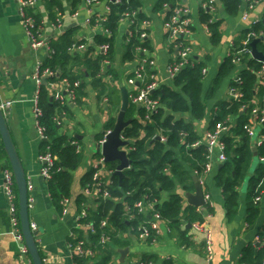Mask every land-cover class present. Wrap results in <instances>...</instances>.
Instances as JSON below:
<instances>
[{
    "label": "crops",
    "instance_id": "1",
    "mask_svg": "<svg viewBox=\"0 0 264 264\" xmlns=\"http://www.w3.org/2000/svg\"><path fill=\"white\" fill-rule=\"evenodd\" d=\"M36 1V7L29 13L39 18L36 17L43 26V37L48 40L50 48L34 49L26 34L18 3L15 0H0V101L1 103L12 102L4 115L15 148L27 174L28 183L33 186V189L29 190V199L32 204L29 207V216L31 224L37 225L35 239L44 264H78L76 260L78 258L71 257L67 246L68 241L71 239V232L74 231L79 236L88 237L89 240L92 234L82 229H74V214L63 217V213L60 212L51 197L49 183L40 174L39 155L44 151V146L33 112V100L38 91V85L34 79V70L38 62L45 65L50 59L51 54L55 51L53 43L61 41L65 34H71L75 41L83 43L85 47L77 51L81 59L79 61L80 65H72L73 67L69 68L74 73L82 75L84 70L82 61L85 57L96 59L102 56L100 45L95 43L96 36L102 31L95 28L93 23H88V19L98 18L99 16L107 18L111 13L108 12L111 1L98 0L88 4V0H80L76 6L73 5V0H57V4H52L51 0ZM139 1L141 2L140 11L149 21L148 40L150 49L145 52L142 51L132 61L124 64L120 63L121 56L133 35L132 23L127 19L122 20L115 42L117 62L114 66L119 70L121 80L103 75L101 78L107 86V92L101 93V88L94 86L93 78L88 72L84 73L82 81L85 88H83V94L78 101L77 92L74 99L68 96L65 83V79H68V77H58L50 81L48 78L42 84V87L43 85L46 87L49 102L50 98L56 93L65 96L62 105L67 104L68 109L60 115V132L70 137H77L80 141L79 145L75 141L83 155L80 166L74 172L71 194L72 199L75 201L83 194V190L87 185L84 183V178L90 174L93 175L94 164L103 155L97 152L98 147H100L98 140L101 138L107 122L111 118L117 119L118 117L123 100L122 88L126 86L129 92H136L134 87L127 86L126 81L128 76L133 74L142 63L143 58L156 59L155 73L160 86H173L172 81L168 79L167 72L169 66L177 58V51L172 46L166 29V21L170 16L169 11L172 5H168L169 9L164 7V11H156L155 6L158 0ZM242 1L243 5L240 13L237 16L226 17L222 2L221 5H218L216 0H183L193 15L192 35L189 42L192 46V57L207 63V72L203 80V97L207 106L206 115L201 121L194 120L191 114L186 115L195 124L203 142L205 141V133L210 129L214 119L218 103L232 99L230 85L239 75V69L237 68L224 81L218 93L212 98L208 97L209 89L219 68L231 53L232 46L239 41L242 31L250 27L254 21L264 18V0H262L249 11L248 20H243L242 16L244 11L247 10L248 0ZM204 3L214 5L215 9L211 12L214 14L215 20L224 18L221 27L223 38L217 45L211 42L208 25L201 18L203 14L202 4ZM42 87H40V104ZM227 124L226 135L231 132L237 123L236 120L232 121L230 119ZM254 126L255 135L251 137L253 147L256 140L264 139L263 125L257 123ZM259 158V155L257 158L254 157L249 178L254 175ZM211 163L212 172L209 175L203 173L198 179L203 181L204 194L210 195L209 202L204 207H199V211L205 217L206 224L204 225H207L212 232L213 258H207L202 233L189 228V245H182L177 236L171 235L168 223L163 221L160 223L161 235L155 243L143 241L133 233H121V238L128 242V245L124 248L129 250L124 262H122L120 250L124 248L119 249V253L113 256L110 264H136L148 257H152L150 264H163L167 259L172 260L174 264H241L244 248L251 243L260 242L264 227V198L258 203L261 207L259 217L254 224L248 225L246 218L249 190L248 181L245 182L240 188L241 197L238 215L234 220L229 221L226 216L223 190L215 181V176L222 163L219 162L216 154L211 157ZM5 168H11V166L0 133V264H29L21 256L14 237L9 233L8 200L3 189ZM106 168L116 169L111 168L108 163ZM187 168L189 167L187 166ZM180 192L184 197V204L188 205L186 197L189 193H195V190L183 191L180 189ZM164 198H168V194H165ZM100 199V197L90 199L91 214L96 212ZM17 202L19 206V199H17ZM77 203L79 202L77 201ZM77 209L72 208L71 213H75ZM95 259H97V254L92 260H89L88 264H92Z\"/></svg>",
    "mask_w": 264,
    "mask_h": 264
},
{
    "label": "trees",
    "instance_id": "2",
    "mask_svg": "<svg viewBox=\"0 0 264 264\" xmlns=\"http://www.w3.org/2000/svg\"><path fill=\"white\" fill-rule=\"evenodd\" d=\"M79 1L73 0V5L76 6ZM176 1L158 0L155 9L164 11L166 3L169 6L172 5L171 8H173ZM181 1L183 2V0ZM51 2L57 4V0H51ZM221 2L224 5L226 17L237 16L243 5L242 0H221ZM110 5L112 11L102 25L110 29L111 33L110 35L99 33L95 38L97 45L109 44L108 53L96 59L85 57L82 61L84 66L82 75L74 73L69 67L80 65L81 59L79 53L71 52L70 48L83 43L75 41L71 34H65L61 41L53 43L55 51L45 64V67L56 72L54 76L49 77V81L58 77H68L69 81L74 83L78 80L82 81L84 73L88 72L93 78L94 86L101 88V93H105L107 86L101 78L103 75L121 80L119 70L114 67L117 62L115 42L120 22L126 11L136 10L137 15L134 18V24H132L133 35L121 56L120 63L124 64L134 60L141 53L137 50L138 48L150 49L149 40L140 38V34L144 31L140 24L148 20L140 11L141 2L139 0H121L119 3ZM171 12L172 10L169 11L170 15ZM202 12L201 18L208 25L211 42L217 45L223 38L221 27L224 18L215 20L214 14L208 8H203ZM37 18L38 23L39 18ZM95 19L93 20L94 25L96 24ZM257 37L263 38L257 43V49L264 54V18L242 31L239 41L235 42L232 53L221 64L208 94V97H214L230 74L235 69H239L240 82L236 83L233 80L230 86L239 88L243 95L238 100L231 99L218 103L210 129L214 128L217 123H227L228 119L236 120L237 125L232 128L231 132L228 135L226 133L223 135V141L227 145L228 160L219 168L215 181L223 190L226 216L229 221L234 220L238 215L240 188L248 181L246 218L248 225L254 224L259 217L261 207L254 201V198L261 190L264 191V163L259 161L254 175L249 178L255 155L251 137L244 128L253 108V100L259 99L264 108V80L258 75L264 62L245 53L248 50L252 51L251 43ZM241 50L245 54L242 55L243 65L239 67L233 62V59ZM104 60L109 63L104 69L105 73H103ZM191 61L192 63L183 68L172 80V87L162 85L151 93L152 98L159 101V106L149 116L143 107L134 103L132 97L136 95V92H129L130 104L125 119L131 121L129 126L124 129L122 136L129 142L128 146L131 148L128 153L130 168L124 171L125 176L122 182L117 175H112V182L109 185L112 199H100L96 212L92 214L89 212L86 219L93 222L96 227V233L91 235L93 240L90 237V241L98 243L102 235L110 237L109 242L98 245L97 259L93 260L92 264H110L113 256L119 253L118 250L128 245V242L124 241L120 234L129 232L138 236L141 232L139 228L151 218V212L142 214L135 207H132L131 213H127L125 203L132 206L141 200L145 202L156 200L155 210L168 221L171 235L177 236L182 245L188 246L190 242L188 224L194 222L206 224L203 213L193 205H185L184 197L180 192V189L183 191L195 190L194 176L200 177L203 174L208 160L207 146L203 143L202 136L193 121L186 116L191 114L194 120L201 121L206 115L207 106L203 97L205 77L203 70L207 68V63L194 58ZM131 76L133 75L131 74L128 78ZM83 88H85V84L82 81L76 89L77 101L83 94ZM42 90L40 106L43 116L41 123L47 136L42 145L44 150L50 146L51 152L55 155V168L53 178L49 182V191L62 213V200L72 198L74 172L80 166L83 155L78 151L79 139L60 132L59 118L68 109L67 104L62 105L56 101L49 102L45 85ZM116 120V118H111L105 129H113ZM162 136L167 137L165 142L161 140ZM75 141L77 144L74 143ZM198 141H202L201 144L194 146ZM257 153L260 158L264 157V140L258 147ZM109 164L113 169L117 166L115 162ZM91 175L84 178V183L88 184L92 181ZM165 194H168L166 199L164 198ZM76 200L79 203L75 200L74 202L80 206L82 202L86 201V197L82 194ZM105 219L108 220L107 227H100L101 221ZM76 260L78 264H88L89 262V259L86 258ZM151 260L152 257H148L142 261L143 264H150ZM163 264L174 263L167 259ZM241 264H264V227L260 242L251 243L244 248Z\"/></svg>",
    "mask_w": 264,
    "mask_h": 264
},
{
    "label": "built area",
    "instance_id": "3",
    "mask_svg": "<svg viewBox=\"0 0 264 264\" xmlns=\"http://www.w3.org/2000/svg\"><path fill=\"white\" fill-rule=\"evenodd\" d=\"M19 5V13L24 20V25L26 29V34L29 38L30 44L34 49L42 48V47H49V42L46 38L43 37V26L38 22L33 14L29 13V11H33L36 7L37 1L36 0H15ZM98 0H88V4H92L93 2H97ZM121 0H116L115 2L111 3H119ZM262 0H248L247 1V10L243 13V20H248L249 18V11H251L259 2ZM110 6V5H109ZM165 8H170L166 3ZM203 8H208L209 10L215 9L214 5L204 3ZM172 12L169 16L168 20L166 21V29L167 35L171 41L172 46L177 51V58L176 60L169 66L168 68V79L171 81L176 77L183 68L190 65L192 63V46L189 43L191 41L192 35V27H193V15L191 10L188 6L183 3L181 0H177L175 6L171 8ZM108 12H111V6L108 7ZM137 15V11H126L123 14V18L129 20L132 24H134V18ZM106 17L99 16L95 19L96 24L94 25L95 28H98L104 33L105 35H110L111 31L107 27H104L102 23L106 20ZM93 18L88 19V23H93ZM260 20V19H259ZM257 20V21H259ZM257 21H254L256 23ZM60 23V20L58 21ZM253 23V24H254ZM141 28L144 31L140 34L141 39H148L149 32L148 26L149 21L145 20L140 24ZM259 38V37H257ZM235 45V44H234ZM234 45L232 49H234ZM85 46L82 45H73L70 48L71 52L78 51L83 49ZM102 50V55H106L109 51V44L100 45ZM139 52H145L147 49L138 48ZM239 51L233 62L241 67L243 65L242 55L248 53L251 57H253L252 51L248 50ZM232 53V50H231ZM230 53V54H231ZM229 54V55H230ZM228 55V56H229ZM108 61L104 60L103 62V71L105 67L108 65ZM156 67V59L154 58H143L142 63L139 67L134 71L130 78L127 79L126 84L129 87H134L136 91V95L132 97L134 103L139 104L140 107H143L146 112L147 116H149L154 110H156L159 106V101L157 99L152 98L151 93L160 87V83L155 73ZM207 72V68L203 70V74L205 75ZM55 75V71L52 69L45 67L42 62H38L35 70H34V79L38 85L37 94L34 97V117L36 120L37 129L39 135L43 140L47 138L46 131L41 123V118L43 116V110L40 106V87L51 76ZM258 75L261 79L264 80V64L261 69L258 71ZM236 83L240 82L239 75L234 80ZM65 83L67 86L68 96L74 99L76 97V89L81 85V81L78 80L74 83H71L68 79H65ZM139 83V85L137 84ZM230 93L233 100H238L242 97V92L239 88L231 86ZM54 101L58 103H64L65 96L61 93H56L54 96ZM12 105V102L1 103L0 109L5 113L8 108ZM248 111V110H246ZM245 111V112H246ZM230 119H228L229 121ZM262 124L264 126V108L261 105L259 99L253 100V108L251 109L248 117V122L245 124L244 128L247 131L250 137L255 135V124ZM264 128V127H263ZM228 129L227 123H217L214 128L209 129L205 133V141L203 143L206 144L208 154H207V163L205 165V170L203 173L210 174L212 172V163L211 157L216 154L217 159L220 163H224L228 160L226 155V148L227 145L223 141V135L225 131ZM113 131V129H105L101 138L98 140V144L100 147L106 143L109 134ZM122 139L125 138L122 136ZM162 141H166L167 137H161ZM263 138H260L254 142V146L257 148L260 147L263 143ZM202 141H198L194 144L200 145ZM75 143V142H74ZM121 150H124L127 154L131 150V148L127 145L125 147H121ZM78 151L80 152L81 149L78 146ZM259 161L264 163V157L259 158ZM39 162L41 164L40 174L41 176L49 183L53 178V171L55 168V155L51 152L50 146L47 147L46 150L40 153L39 155ZM107 162L105 161V157H102L94 164V173L92 175V181L88 183L84 190L83 195L86 197V201L82 202L80 206L77 205L73 201L72 198H64L62 200L63 204V217H67L70 214H74L73 222H74V229H82L89 234L96 233V227L93 222L87 221V217L89 215L91 205L89 203L90 199L94 197H100L103 200L112 199L109 185L112 182V175L115 170L107 169L106 168ZM4 184L3 189L4 193L7 196L8 200V208L7 212L9 215L10 221V230L9 233L14 237L21 256L26 259L29 264H33L29 249L25 243L24 236L22 233L21 228V220H20V213H19V206H18V193L16 188L15 179L13 176V172L11 168L4 169ZM201 186L203 185V181H199ZM28 189H33L31 184H28ZM264 198V191L261 190L259 194L254 198L256 203H259ZM210 195L205 194L206 204L209 202ZM155 202L149 201L145 202L144 200L136 202L134 205H130L125 203L127 213H131L132 207L137 208L139 213H152L151 218L146 221L139 229L141 232L138 235V238L143 241H149L155 243L158 237L161 235V228L160 223L165 221L168 223L167 220L163 219L159 212H157L154 208ZM72 208H78L75 213H71ZM199 209V208H198ZM108 220H102L100 227H107ZM191 224V223H190ZM185 225V224H184ZM32 231L37 230L36 224H31ZM191 228L195 231L202 233L204 235V248L208 259H212L214 256V246H213V237L210 228L207 225L199 224L194 222L191 224ZM152 230V231H151ZM170 231V229H169ZM86 234V233H85ZM110 241V237L106 235H102L100 241L98 243H93L88 239V237L79 236L74 231L71 232V239L68 241L67 246L70 251V255L73 258H86V259H93L97 254V247L100 243H106ZM136 264H143V261Z\"/></svg>",
    "mask_w": 264,
    "mask_h": 264
},
{
    "label": "water",
    "instance_id": "4",
    "mask_svg": "<svg viewBox=\"0 0 264 264\" xmlns=\"http://www.w3.org/2000/svg\"><path fill=\"white\" fill-rule=\"evenodd\" d=\"M111 2H115L116 0H109ZM218 5H221V0H216ZM260 39L256 38L251 43L252 45V54L253 57L257 60L264 62V54L257 49V43ZM139 85V83H137ZM122 105L120 108V112L118 114L116 124L113 128V131L109 134L106 143L103 147H98L97 152L102 153L105 157V161L107 163L116 162L117 166L114 171V175H117L122 182L125 176V170L130 168V160L128 154L121 150V147H125L129 144L128 141L122 139V133L126 127L129 126L131 120H126V112L129 107L130 95L129 90L126 86L122 88ZM50 101L53 103V97L50 98ZM1 105V101H0ZM139 105V104H138ZM140 106V105H139ZM0 133L2 135L4 149L7 153L10 166L13 172V176L15 179V183L17 185V193L19 199V213L21 220V228L24 236L25 243L29 249V254L32 259L33 264H44V261L40 255L39 249L36 244L35 236L37 235L36 231H32L31 228V220L29 216V207L32 205L29 199V189H28V179L27 174L24 170L23 163L17 153L14 142L12 140L6 117L3 111L0 109ZM255 157H258V148L256 146L253 147ZM195 182V193H189L187 195V202L189 205H193L197 208L204 207L206 205L205 194L201 184L199 183L198 177L194 176ZM188 228H191V224H188ZM128 248H124L120 250L121 253V261L124 262Z\"/></svg>",
    "mask_w": 264,
    "mask_h": 264
}]
</instances>
